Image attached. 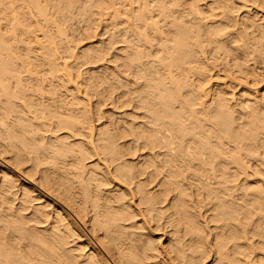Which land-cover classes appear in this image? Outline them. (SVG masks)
I'll return each instance as SVG.
<instances>
[{"label":"bare ground","instance_id":"1","mask_svg":"<svg viewBox=\"0 0 264 264\" xmlns=\"http://www.w3.org/2000/svg\"><path fill=\"white\" fill-rule=\"evenodd\" d=\"M19 1L0 31V152L89 223L111 259L3 169L0 264H264V0H46L56 17L45 0ZM75 14L94 15L85 28L111 20L110 41L82 47L83 60L122 41L112 60L124 70L85 82L71 54L58 60L54 32ZM95 80L132 109L101 112Z\"/></svg>","mask_w":264,"mask_h":264},{"label":"rangeland","instance_id":"2","mask_svg":"<svg viewBox=\"0 0 264 264\" xmlns=\"http://www.w3.org/2000/svg\"><path fill=\"white\" fill-rule=\"evenodd\" d=\"M9 0H3V7L1 6V4H0V7H1V9H3V10H1L0 9V28L1 29H4V30H0V31H2V33H4L3 31H8V29L10 28V26H11V24H10V22H12V21H10L12 18H11V16H12V11L13 10H15V7L14 6H16V4L18 5V4H20V2L21 1H17L16 2V4L14 5V4H10L9 2H8ZM42 1V5L43 6H46V4H44L43 3V0H41ZM188 1H190V0H188ZM45 2H48V4H47V6H46V8L47 9H50V15H54L53 14V12H55V10H53L52 8V5H51V7L52 8H49V5L52 3L51 1H46L45 0ZM49 2H51V3H49ZM9 3V4H8ZM8 4V5H7ZM5 5V6H4ZM7 5V6H6ZM11 5H13V7H14V9H13V7H11ZM75 5H78V4H75ZM9 6V7H8ZM5 7H8V8H5ZM76 7V6H75ZM22 8V9H21ZM21 8H19L20 10H19V12L21 11V16H22V11H24V9L25 8H23L22 6H21ZM5 9V10H4ZM6 9H8V10H6ZM11 9H12V11H11ZM73 9H76V8H73ZM72 9V11L73 12H71V13H77V11L76 10H73ZM27 10V9H26ZM25 10V11H26ZM49 11V10H48ZM47 11V12H48ZM53 11V12H52ZM3 12H6V13H3ZM8 13V14H7ZM2 14V15H1ZM5 14V15H4ZM9 14H10V16H9ZM48 14H49V12H48ZM56 14V13H55ZM8 17H7V16ZM76 15H78V14H75V15H72L73 16V18L71 17L70 19H73L72 21H68L69 23H72V24H74L73 26L72 25H70V24H68V22L66 23V22H64V21H62L61 19V21L62 22H64V26L62 27L63 28V30H64V33H65V36H67V39H66V37L64 36V34L63 35H61V37L63 36V38H60V37H58L60 34L59 33H56V32H54L55 34H57L56 36H55V42H56V47L58 46V52H57V57H60L58 60H61V59H64L65 58V56L67 57L68 55H70L71 54V56L73 55V58L71 57V56H69L71 59L69 60L68 58L69 57H67V62H72V64H74V65H77L76 66V68L78 69H80L81 70V72H83L82 74H80V77L82 78L83 77V80L85 81V76H86V78H88V75H89V77L91 76V74H90V72L91 71H93L94 70V72L95 71H98V70H102V71H104L105 70V72L104 73H109L108 75H109V77H113V75H112V69H113V71H116L117 69H119V70H124L125 69V66H124V68H123V66H121L120 68H119V66H120V63H121V61H122V59L120 58V57H118V58H120V59H118L119 60V62L118 61H116L117 60V58H115L116 60H115V62H113L114 60H112L113 58H112V56L116 53V56H118V54L117 53H120V52H122L121 51V49L122 48H120V47H123L124 46V44H126L125 42H122V41H119V43L118 42H116V43H114L112 46H110V47H107L106 49H105V51H104V54H103V58L101 57L100 59H98V60H95L96 61V63H95V61L92 63V62H89V63H86L87 61H85V60H83V57H82V55H81V52H82V50H83V48H85L86 47V49H87V47H89L88 45L90 44L91 46H93L94 44L95 45H98V46H101V44L103 43V44H106V43H108V41L107 40H109L110 41V37H108V36H110L109 34L112 32V28L110 27L111 25V20L110 19H108V21L106 22L105 20H107V19H105L104 21H101V23H102V25L100 24H98V25H96V26H93L92 27V25L93 24H91L90 26L91 27H89V26H87L86 28H85V26L86 25H88V20H90V23H92L93 22V20H92V18H94V15H92V14H89L88 16L87 15H85L82 19H80L81 21H80V23H79V18H78V16H76ZM4 18H3V17ZM55 16V15H54ZM56 16H58V15H56ZM55 16V17H56ZM74 16H76L75 18H74ZM20 17V16H19ZM87 17V18H86ZM3 18V19H2ZM9 18V19H8ZM38 18V19H37ZM59 18V17H58ZM58 18H56L57 20H58ZM81 18V17H80ZM1 19L2 20H4V21H1ZM34 18H32L31 19V21L33 20ZM13 21H14V19H12ZM36 20H39V21H41V18L40 17H35V20L33 21V22H35ZM83 20V21H82ZM29 21H30V19H29ZM28 21V22H29ZM30 21V22H31ZM39 21H37V22H39ZM61 21H57V22H59L58 24L59 25H61L62 26V22ZM85 21H88L87 23L85 22ZM7 22H8V24H7ZM42 22V23H41ZM41 22H39L40 23V25L41 24H43V21H41ZM61 22V23H60ZM75 22H78V23H75ZM103 22H105V23H103ZM94 23V22H93ZM7 24V25H6ZM14 23H12V25H13ZM56 24V22L53 24V26L51 25H46V26H48V29L50 30L49 32L50 33H53V31L55 30V31H57V29H56V26H59V25H55ZM96 24V23H95ZM94 24V25H95ZM39 25V26H40ZM44 25V24H43ZM55 25V26H54ZM67 25L70 27V28H68L67 27ZM104 25H105V27L106 28H104ZM107 25V26H106ZM110 25V26H109ZM9 26V27H8ZM42 26V25H41ZM40 26V27H41ZM45 26V27H46ZM61 26H59V27H61ZM97 26H99V27H97ZM109 26V27H108ZM5 27V28H4ZM7 27V28H6ZM34 29H33V28ZM31 27V29H33L34 31H35V33L30 29V27H29V29L31 30V32H32V39L34 38V36H35V34H36V36H39L37 39H35L36 38V36H35V38L33 39V40H35V42H37V45L36 44H34L33 42H31L30 43V46H32V47H37V48H39L38 46H40V45H42L43 43H45V37H44V32H41V31H43L44 29H41L40 27V29L39 28H37V27H35V25L34 26H32ZM55 27V28H54ZM67 27V28H66ZM72 27V28H71ZM95 27H97V28H95ZM89 28H92V30L90 29V30H88ZM104 28V29H103ZM108 28H109V31H108ZM6 29V30H5ZM47 28H46V30H48ZM53 31H52V30ZM61 29V28H60ZM105 29H107L106 31H105ZM40 33H42V34H39V32ZM41 30V31H40ZM85 30H87V31H85ZM38 33H37V32ZM66 31H67V33H66ZM91 33V37H90V33ZM91 31H93V32H91ZM108 31V32H107ZM31 32H30V34H31ZM85 32V33H84ZM102 32H103V34H102ZM110 32V33H109ZM88 34V36H87V34ZM5 34H7L6 32H5ZM27 35V34H25V35H27L28 36V38L31 36V35ZM68 34V35H67ZM83 34L86 36H84L83 37ZM93 34H95V35H93ZM102 34V36H100ZM93 35V36H92ZM98 35V36H97ZM27 36L25 37V36H23L22 35V38L23 39H25L26 40V38H27ZM43 36V37H42ZM25 37V38H24ZM56 37H57V39L59 40L60 39V41L59 42H57L58 40L56 39ZM88 37V38H87ZM21 38V37H20ZM22 38H21V40H22ZM28 38H27V41L26 42H28ZM31 38V37H30ZM29 38V39H30ZM69 38V39H68ZM109 38V39H108ZM42 39H43V41H42ZM62 39H66V41L65 40H62ZM106 39V40H105ZM37 40H39V42L41 41L42 42V44H41V42H40V45H39V43H38V41ZM57 40V41H56ZM64 41L65 43H68L69 41H71L69 44H65L64 42H62V41ZM99 40V41H98ZM107 41V42H106ZM19 42H21V44H20V46L21 45H24L23 43H26V42H23V41H19ZM60 42H62L63 44V47H66V45H68L65 49H63V47L60 45L61 43ZM122 42V43H121ZM33 43V44H32ZM57 43H58V45H57ZM93 44V45H92ZM102 44V45H103ZM18 45H19V43H18ZM36 45V46H35ZM65 45V46H64ZM87 45V46H86ZM94 45V46H95ZM26 46H27V43H26ZM25 45L24 46H21V47H23V48H21V52L23 53L24 52V49H25V47H26ZM59 46H61V47H59ZM114 46V47H113ZM74 47H76V48H74ZM83 47V48H82ZM115 47L116 48H118L117 50L115 49ZM110 48V49H109ZM112 49V50H111ZM62 50H65V53H67V54H65L64 53V51H62ZM66 50H67V52H66ZM116 50V51H115ZM37 51V50H36ZM60 51H62V52H60ZM84 51V50H83ZM61 53V55L59 56V54ZM108 52V53H107ZM37 53V52H36ZM111 53V54H110ZM113 53V54H112ZM38 54V53H37ZM62 54H65V55H62ZM75 54H77V55H75ZM120 54H125L124 53V51H123V53H120ZM162 54H164V52H162ZM39 56V55H38ZM62 56V57H61ZM63 56H64V58H63ZM75 56V57H74ZM80 56V57H79ZM78 57V58H77ZM81 57H82V59H81ZM109 58V59H108ZM39 59V58H38ZM76 61V63H75V61ZM80 59V60H79ZM108 59V60H107ZM37 60V59H36ZM66 60V59H65ZM65 60H61V61H65ZM69 60V61H68ZM73 60V61H72ZM83 60V62H81ZM98 61H100V62H98ZM102 61V62H101ZM109 61V62H108ZM79 62H81V63H79ZM101 63V64H100ZM105 63V64H104ZM111 63V64H110ZM116 63V64H115ZM122 63H123V61H122ZM121 63V64H122ZM81 64V65H80ZM115 64V65H114ZM119 64V66H117ZM96 65V66H95ZM102 66H103V68H102ZM105 66H107L108 68H106ZM95 67V68H94ZM118 67V68H117ZM99 68H101V69H99ZM105 68V69H104ZM115 68V69H114ZM97 69V70H96ZM79 70V71H80ZM89 70H90V72H89ZM217 70H218V68L216 69H212L211 70V75H213L214 73H216L217 72ZM80 72V73H81ZM118 72V71H117ZM89 73V74H88ZM120 75L122 74V72L120 71V72H118ZM213 73V74H212ZM85 75V76H84ZM123 75V74H122ZM191 76H192V78H191V80H190V82L191 83H193L194 82V80H195V78H194V76H196L195 74H190ZM189 75V76H190ZM194 75V76H193ZM194 78V79H193ZM193 79V80H192ZM219 79H221V81H223L222 80V78H218V81H217V77H214V79L212 80V81H217V82H219L220 80ZM224 79V78H223ZM89 79H86V81H88ZM115 79H111V83L114 81ZM85 81V82H86ZM96 81V80H95ZM97 83H100V81H96ZM95 82V83H96ZM96 83V85H99V86H97L98 88H97V91H95V92H97L96 93V95L98 96H96L95 95V97H92V102H95L96 101V99L97 100H99V101H97L98 103H100V104H98L99 106L101 105V107H99V109H100V111L101 112H103L104 114L106 113V112H109V113H106V115H108V114H110V115H114V116H116L117 114L118 115H120L119 113H123L124 111L125 112H129L128 110H131L132 109V107H133V104L131 103L130 105L129 104H126L125 106H121V105H124V103H122L121 102V100H118V95H119V93H120V91H121V87L119 88V87H117L116 85H112V86H109V88L107 89V85L105 84V83H100V84H97ZM103 84V85H102ZM113 84V83H112ZM105 85H106V89H105ZM113 86H116V88H119V89H117V91H116V89H115V87H113ZM82 87V86H81ZM111 87L112 88H114L113 89V94H111L112 93V91H111ZM83 88H84V86H83ZM105 89V91H104V89ZM81 89V91H83L82 90V88H80ZM101 89V90H100ZM85 90V89H84ZM111 91L110 92V94H109V96L111 95V97H109L108 96V93H109V91ZM122 90H123V88H122ZM104 91V92H103ZM85 92V91H84ZM101 92V93H100ZM103 92V93H102ZM82 94H85V93H82ZM105 94V95H104ZM106 94H107V98L105 97L106 96ZM101 95V96H100ZM104 97H103V96ZM83 96H87V95H83ZM97 97V98H96ZM116 97H117V99H116ZM87 98V97H86ZM100 98V99H99ZM105 98V99H104ZM124 98V97H123ZM122 98V101H124L125 100V98L123 99ZM95 100V101H94ZM101 101V102H100ZM113 101H115V102H113ZM118 101H119V103H118ZM102 103V104H101ZM122 103V104H121ZM117 104V105H116ZM121 106L120 108H118V106L119 105ZM117 109V110H116ZM110 110V111H109ZM111 110H112V112H111ZM105 111V112H104ZM118 111V112H117ZM124 112V113H125ZM115 113H116V115H115ZM122 115V114H121ZM109 116V115H108ZM127 119H129V118H127ZM97 120L98 119H96V122H95V124H99L100 122H104V120H105V118H100V120L97 122ZM101 124V123H100ZM2 139L0 138V142H2L1 141ZM1 151V150H0ZM144 152H146V150H143ZM143 151H137V153L135 154V156H131V159H133V160H135V159H137V156H138V154L139 155H141V153H143ZM1 153V152H0ZM137 155V156H136ZM8 157H9V154H5V152H4V154L3 153H1L0 154V173H1V171L3 170V169H8V170H11V171H14L15 173L17 172V174L18 175H20L21 176V179H22V177L23 178H25L27 181H28V183H31L34 187H36V193H39V192H41V194H43L44 195V197L42 198L43 200H45V201H47L48 199L51 201V203H52V206H56L55 208H58V209H63V211H69V213L72 215V217H74L76 220H78V222L81 224V226H83V228H84V230L85 231H87V233L89 234V235H91V237L93 238V240L98 244V246H100V248L103 250V252L111 259V257H110V255H108V253L106 252V250H105V248L102 246V244L100 243V241H99V239L94 235V232L93 231H91V229L89 228V223H84L83 221H80L81 219H80V217H79V215L75 212V211H73L72 209H71V211H70V206H69V208H68V203L64 200V199H62V198H60V196H59V199H58V196H57V194L56 193H51L48 189H45V186L44 185H42L41 186V184H40V182L38 183L37 182V179H35V180H33V178H29V176H27L26 175V173L23 171V170H21V168H19L18 167V169H16V165H13V163L8 159ZM140 158V157H139ZM88 161H91V159L90 160H88ZM15 167V168H14ZM2 168V169H1ZM19 169L21 170V171H19ZM27 176V177H26ZM37 177V176H36ZM35 178V177H34ZM31 179V180H30ZM33 180V181H32ZM47 190V191H46ZM46 193V194H45ZM48 193V194H47ZM52 194H54V195H52ZM62 199V200H61ZM42 200V201H43ZM48 200V201H49ZM61 200V201H60ZM49 201V202H50ZM67 204H66V203ZM62 205V206H61ZM66 208V209H65ZM74 213H76V214H74ZM77 216V217H76ZM79 217V218H78ZM87 218V217H86ZM93 233V234H92ZM156 234H159L158 232H155ZM162 240H163V238H162ZM98 241V242H97Z\"/></svg>","mask_w":264,"mask_h":264}]
</instances>
